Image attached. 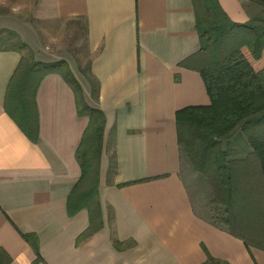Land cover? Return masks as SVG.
Returning <instances> with one entry per match:
<instances>
[{"label":"crops","instance_id":"0c3cea01","mask_svg":"<svg viewBox=\"0 0 264 264\" xmlns=\"http://www.w3.org/2000/svg\"><path fill=\"white\" fill-rule=\"evenodd\" d=\"M219 2L238 23L263 9L250 0ZM78 22L85 24L84 58L49 42L53 31L45 29ZM5 37L27 48L0 47V264H33L35 249L22 234L38 238L43 261L36 264H204L209 255L264 264V249L197 212L181 175L176 113L210 104L202 75L180 65L201 48L193 0H0ZM33 60L65 61L87 103L106 116L103 226L81 241L91 216L86 208L70 216L68 200L82 175L77 151L90 118L79 114L61 74L26 79ZM21 98L38 124L37 140L19 123ZM245 227L264 244L262 220Z\"/></svg>","mask_w":264,"mask_h":264},{"label":"trees","instance_id":"16d2710c","mask_svg":"<svg viewBox=\"0 0 264 264\" xmlns=\"http://www.w3.org/2000/svg\"><path fill=\"white\" fill-rule=\"evenodd\" d=\"M193 1L201 48L180 65L202 75L210 104L177 111L178 143L182 156L191 161L212 187L215 219L207 220L228 228L231 234L244 239L247 246L264 249V244L254 238L257 234H253V229L244 226L240 204L241 194L249 190L242 191L243 174L260 173L264 177V132L261 128L264 126V15L238 23L229 17L219 0ZM250 1L260 5L264 14V0ZM16 47L25 49L27 45L18 41ZM38 71L61 74L75 91L79 114L90 118L77 151L82 175L68 200L70 216L84 208L91 216V228L79 238L81 241L103 226L99 184L106 116L103 110L87 103L80 83L65 61L33 60L26 66V79ZM20 103L22 105L16 109L20 113L19 123L29 137L37 140L38 124L33 125L28 116V101L21 98ZM240 130L247 135L253 150L246 155L240 152L244 155L240 158L229 159L232 153L224 148V141ZM116 169L113 153L109 175H114ZM250 195L253 200L254 194ZM249 232L251 237L247 236ZM22 235L35 249L37 257L33 264L43 261L37 236ZM204 264L228 263L209 255Z\"/></svg>","mask_w":264,"mask_h":264},{"label":"rangeland","instance_id":"374dc122","mask_svg":"<svg viewBox=\"0 0 264 264\" xmlns=\"http://www.w3.org/2000/svg\"><path fill=\"white\" fill-rule=\"evenodd\" d=\"M260 14L264 15L262 11L256 15ZM84 26L85 24L83 22H78L77 24L73 25L68 23L65 26H56L54 28L45 29H51V31H53V38L49 37V42L52 40L56 47L64 46L63 49L71 48V52H75L77 50L78 54L82 55L84 58L87 55L84 40ZM15 42H17L15 38L5 37V39L0 41V47H9L15 44ZM32 57H34V53L25 51V58L27 60H31ZM87 65L88 63L86 66ZM261 128L264 132V126H261ZM224 148L231 150L232 154L229 159L240 158L244 156L241 155L243 153L240 152H245L246 155L253 150L247 135L241 130L237 131L231 138L224 141ZM112 156V149H110L108 151L109 159ZM248 174H243L242 178L244 186L242 191L245 192L246 189L249 190L245 192L246 194H241L240 196V204L242 206L241 215L243 220H245L244 226H256L258 225L259 220L264 222V177L260 173H257L256 175L253 173H250L249 175ZM181 175L187 185V189L191 195L197 212L205 219H215L213 209L216 208V205L213 203L214 196L212 187L208 179L195 170L193 164L186 156H183L182 159ZM250 179H252L250 182L251 184L249 183ZM251 188L254 191L251 190ZM250 194H254L252 197L253 200L249 198L251 196ZM254 228L260 229L257 227ZM261 231L264 232V228H261Z\"/></svg>","mask_w":264,"mask_h":264}]
</instances>
